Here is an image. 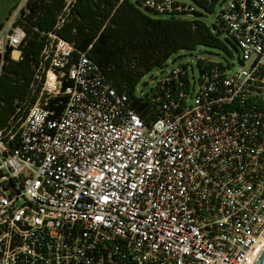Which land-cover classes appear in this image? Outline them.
<instances>
[{
  "label": "built area",
  "instance_id": "2783aa9c",
  "mask_svg": "<svg viewBox=\"0 0 264 264\" xmlns=\"http://www.w3.org/2000/svg\"><path fill=\"white\" fill-rule=\"evenodd\" d=\"M199 1L220 7L215 23L242 64L231 73L200 56L197 80L191 64L172 62L147 92L152 119L50 34L35 102L0 130V264H255L264 250V0ZM141 8L207 14L195 0ZM9 26L0 52L12 47L18 60L25 33Z\"/></svg>",
  "mask_w": 264,
  "mask_h": 264
},
{
  "label": "trees",
  "instance_id": "16d2710c",
  "mask_svg": "<svg viewBox=\"0 0 264 264\" xmlns=\"http://www.w3.org/2000/svg\"><path fill=\"white\" fill-rule=\"evenodd\" d=\"M195 2L207 13L214 12L213 5ZM141 3L142 0H73L65 12L67 0H28L14 22V27L25 33L18 47L20 58H12V47L0 52V130L10 126L19 108L35 102L32 84L50 34L74 45V62L86 53L119 93L129 92L131 106L146 119L154 118L150 94L137 97L135 89L153 70L164 68L173 55L198 47L231 55L230 48L239 52L233 41L222 38L224 33L216 23L209 26L204 21L205 14L194 12L193 19L166 17L142 9ZM61 16L65 21L58 26ZM220 66L223 67L221 63ZM56 102L51 101L49 107L56 108Z\"/></svg>",
  "mask_w": 264,
  "mask_h": 264
},
{
  "label": "rangeland",
  "instance_id": "374dc122",
  "mask_svg": "<svg viewBox=\"0 0 264 264\" xmlns=\"http://www.w3.org/2000/svg\"><path fill=\"white\" fill-rule=\"evenodd\" d=\"M19 0H0V24L2 22L3 28L8 25V14L9 10L12 8V4H16ZM11 7V8H10ZM12 10V9H11ZM220 12V7L217 6L215 11L212 13H207L206 16L203 18L204 21L209 25L213 26L216 22L217 13ZM184 19H193V16H188ZM2 28V29H3ZM1 29V30H2ZM222 38L225 39V34H222ZM233 55L224 52L223 50L218 49H211L206 47H198L195 51L188 52V51H181L175 55H173L166 66L162 69H155L146 77H144L140 83L138 84V92L137 94L140 95L141 93H147L151 88L155 87L156 85V78H160V75L166 73L168 70L172 68V62L178 64H191L194 68V75L196 79L199 78V69L197 65V59L200 56H204L210 58L214 61L221 62L225 66H231V73L236 72L240 66L239 63V52L230 48Z\"/></svg>",
  "mask_w": 264,
  "mask_h": 264
},
{
  "label": "crops",
  "instance_id": "0c3cea01",
  "mask_svg": "<svg viewBox=\"0 0 264 264\" xmlns=\"http://www.w3.org/2000/svg\"><path fill=\"white\" fill-rule=\"evenodd\" d=\"M27 2H28V0H19L15 5L12 4V6H11L12 8L10 7L12 10L11 9L9 10V14L7 17V19H8L7 24L8 25H6L2 30H0V51L3 47L2 40H3V37L5 35L6 30L10 27L9 26L10 23H13L16 21V19L19 17L21 10L26 7ZM1 24H2V22H1ZM19 58H20V52L17 51V53L15 54V59H19Z\"/></svg>",
  "mask_w": 264,
  "mask_h": 264
},
{
  "label": "water",
  "instance_id": "95a60500",
  "mask_svg": "<svg viewBox=\"0 0 264 264\" xmlns=\"http://www.w3.org/2000/svg\"><path fill=\"white\" fill-rule=\"evenodd\" d=\"M239 63L242 64V61H239ZM255 264H264V250L262 254L260 255V257L258 258V260L255 262Z\"/></svg>",
  "mask_w": 264,
  "mask_h": 264
},
{
  "label": "bare ground",
  "instance_id": "6f19581e",
  "mask_svg": "<svg viewBox=\"0 0 264 264\" xmlns=\"http://www.w3.org/2000/svg\"><path fill=\"white\" fill-rule=\"evenodd\" d=\"M16 53H17V52H16ZM16 53H15V54H16ZM261 254H262V253H261Z\"/></svg>",
  "mask_w": 264,
  "mask_h": 264
}]
</instances>
